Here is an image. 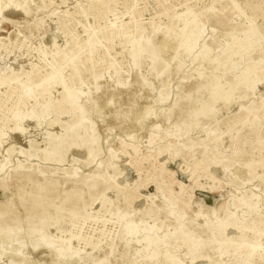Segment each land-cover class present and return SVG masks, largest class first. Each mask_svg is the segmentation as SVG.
I'll return each mask as SVG.
<instances>
[{"label": "rangeland", "instance_id": "374dc122", "mask_svg": "<svg viewBox=\"0 0 264 264\" xmlns=\"http://www.w3.org/2000/svg\"><path fill=\"white\" fill-rule=\"evenodd\" d=\"M174 34L152 74L141 51ZM12 146L26 155L8 162ZM8 201L24 224L47 206L46 232L81 264H264V0H0Z\"/></svg>", "mask_w": 264, "mask_h": 264}, {"label": "bare ground", "instance_id": "6f19581e", "mask_svg": "<svg viewBox=\"0 0 264 264\" xmlns=\"http://www.w3.org/2000/svg\"><path fill=\"white\" fill-rule=\"evenodd\" d=\"M197 22H199V23L202 22V18H200ZM192 25L193 24L191 22H185L184 24H182V26H181L182 30H181L180 34H182L185 31V29H190L192 27ZM180 34H174L173 39L171 37L163 38L161 40L160 44H158L159 47L158 48L156 47L157 49L153 52L150 51L148 46H145L144 49L141 51L142 53H146V55L148 57L147 58L148 59V65H149L148 67H150L152 74L155 72L154 70H155V64L157 61V53L158 52L171 51L172 50V46L170 44L171 41L177 42L181 37ZM229 41L232 43L227 48H223L221 51L220 55H221L222 59L233 58L236 55V53H239L244 47H246L247 45L250 44V39H248L247 37L238 38V39H229ZM193 42H194V38L188 37L185 40L184 46L187 48L185 53L189 52V50H190L189 47H192ZM220 48H222V47L220 46ZM202 60H203V57H202ZM193 63H194V68H195V73H196L195 77H196V79L201 80L202 74L200 73V71H197V67L201 63V58L196 59ZM189 66H191V65H189ZM217 72H219V71H217ZM148 76H149V74H148ZM237 79H238V77H235L233 81H237ZM221 86H222V84H221ZM202 87L205 90L212 92V95H213L212 100H214V101L220 95L219 91L224 92L223 87L221 90H219V89H217V86H210V85H205V84H201L197 88L200 89ZM243 88L246 90H252L253 89V85H252V83H250V78H248L246 80L245 84L243 85ZM234 93H236V92L234 91ZM208 94H210V93H208ZM231 94H233V93H231ZM203 96H205V95H203ZM201 98H202V100L204 99L203 97H201ZM225 98L226 99L229 98V95L226 94ZM197 102L199 103L200 101H197ZM227 103H228V101H227ZM109 104H111L110 101H108V105ZM193 105L194 104L192 102L188 101L187 108H185L186 111L188 110L190 113L192 111V109L194 108ZM148 107H149V105L146 106L144 111H146V109ZM40 113H41L40 114L41 117L45 118V115H46L45 109H43ZM160 117H161V115H160ZM172 121H174V120H172ZM48 145L51 147V150L54 151V153H59L62 151L65 144H64V142L61 141V138L59 136H56L55 138L53 137L52 139H50V142ZM13 153H18V154L23 155V156L26 155L25 150L20 149V148L15 149V147L12 146V147L5 150V157H6L8 162H9L10 157ZM43 160L44 161L51 160V157L46 156ZM19 164H23V163H19ZM19 164H17V165H19ZM97 166H98V164H97ZM44 170H50V169H48L46 167V168H43L40 172L43 173ZM65 172L68 173V171H65ZM12 204L17 206L14 201H8L7 203L4 204V206H5L4 208L0 207V257L4 258L7 264H40V263L41 264H81L82 258L79 256V253L75 252V253L68 254L67 249L62 244H56L55 243L56 240L46 232V228L48 226V223L46 220L47 215H48V212H47L48 207L47 206H43L42 204L30 206L31 207L30 210L33 213L32 214L33 216H31L32 220L30 219V221H27L24 224L21 221L22 220L21 218L13 217L15 210H11L10 205H12ZM70 207H71L70 209H78V204L76 202H74ZM137 232H138V229H135L133 231H131L129 229L127 230V234H129V235H134ZM159 232H160V230H159ZM147 240H148L147 236L144 235L143 236V242H147L148 245H154L156 243L155 241H151V240L147 241Z\"/></svg>", "mask_w": 264, "mask_h": 264}]
</instances>
